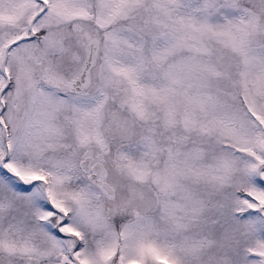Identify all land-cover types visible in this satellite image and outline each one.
I'll return each mask as SVG.
<instances>
[{
    "label": "snow or ice",
    "instance_id": "obj_1",
    "mask_svg": "<svg viewBox=\"0 0 264 264\" xmlns=\"http://www.w3.org/2000/svg\"><path fill=\"white\" fill-rule=\"evenodd\" d=\"M0 264H264V0H0Z\"/></svg>",
    "mask_w": 264,
    "mask_h": 264
}]
</instances>
